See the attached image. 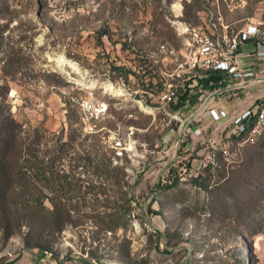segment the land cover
I'll return each instance as SVG.
<instances>
[{
    "label": "rangeland",
    "instance_id": "rangeland-1",
    "mask_svg": "<svg viewBox=\"0 0 264 264\" xmlns=\"http://www.w3.org/2000/svg\"><path fill=\"white\" fill-rule=\"evenodd\" d=\"M140 1L133 13L131 0H0V118L20 125L23 143L0 179V264H264V136L200 171V150L174 147L173 105L153 110L195 50L181 31L201 0ZM237 11L249 18L240 27L264 24V0L225 15ZM86 101L108 113L96 118ZM95 144L109 164L71 171V156Z\"/></svg>",
    "mask_w": 264,
    "mask_h": 264
},
{
    "label": "built area",
    "instance_id": "built-area-1",
    "mask_svg": "<svg viewBox=\"0 0 264 264\" xmlns=\"http://www.w3.org/2000/svg\"><path fill=\"white\" fill-rule=\"evenodd\" d=\"M245 4L246 0H204V8L198 13L203 14L204 27L187 25L181 31L189 34L195 44L187 68L183 73L175 69L170 74L171 80L164 83L158 96L160 105L153 108L159 112L173 105L164 118L180 122L174 147L200 150L195 157L200 171L207 167L221 169L223 162H230V148L241 151L264 136V89L254 90L264 83V70L244 68L246 59L240 50L242 44L252 41L255 56L264 58V24L248 21L233 29L225 15ZM160 48L171 52L164 45ZM184 92L187 96L181 98ZM194 98L199 104L193 105L192 113L184 120L179 119ZM84 106L92 109L96 118L108 113L105 104L95 101H86ZM109 139L115 157L122 156L126 150L123 142L115 133Z\"/></svg>",
    "mask_w": 264,
    "mask_h": 264
},
{
    "label": "trees",
    "instance_id": "trees-1",
    "mask_svg": "<svg viewBox=\"0 0 264 264\" xmlns=\"http://www.w3.org/2000/svg\"><path fill=\"white\" fill-rule=\"evenodd\" d=\"M132 3L131 5H129L131 12H136L137 8H139V6L141 5V1L140 0H131ZM159 4H161V2H165V3H171L172 0H156ZM201 3V7L200 9L197 10V14L198 12H200L201 10H203L204 8V0L200 1ZM125 3L123 1L122 3V7H125ZM125 10V8H124ZM165 14V13H164ZM161 22L162 24H166V20L164 17L161 18ZM107 32L104 31L101 33V35L106 34ZM123 46L125 47V45L123 44ZM67 119H68V126L72 127L73 124H75L77 122V124H79V118L76 117V119L72 120L70 115H67ZM21 127L20 125L12 118H9V116H3V118H0V179H1V183H5L7 181H9L11 178V173H9V170L11 169L10 165L8 162H6V160H8V158L10 157L11 159L12 157V152L13 150H18L19 148H21L23 145L22 142H20V133H21ZM89 138H95L94 135H90L88 136ZM74 140H69V142H65L63 144V147L61 148L64 149V147L69 146L72 144ZM96 145V150L95 153H89L87 152V154L80 156V157H73L71 156L70 160L75 159V165L73 166V168H71L73 172H76L79 169V166H81L80 164L82 163V161H85V163H87V165H91L93 160L95 159L97 161V164L94 165V167L96 168V171H98V168L101 167L102 164H109V159H107L106 154H101L99 153L101 151L100 146ZM76 153V152H75ZM71 154V153H70ZM62 160V157H61ZM95 174L97 175V178H100V173L96 172ZM72 178L76 180V184H78L79 182L82 181V179L80 178H75L72 175ZM66 182V184H69L68 180L71 179L70 177V173L67 172L65 173V171L63 169H61V180H63Z\"/></svg>",
    "mask_w": 264,
    "mask_h": 264
},
{
    "label": "crops",
    "instance_id": "crops-1",
    "mask_svg": "<svg viewBox=\"0 0 264 264\" xmlns=\"http://www.w3.org/2000/svg\"><path fill=\"white\" fill-rule=\"evenodd\" d=\"M199 13V12H198ZM247 14L244 13L243 11H237L234 14H230L227 15V22L229 24H231V28L235 29L237 27H240L245 19L249 18H245ZM197 23L194 25L196 27H204L205 22L204 19L202 17H197ZM252 23L256 24V23H260L256 20H252ZM242 51V55H244L243 57H245V62H244V68H250V67H254L257 70H264V58H257L255 56V51H256V45L255 43H253L252 41H248L244 44L241 45V49ZM262 88L264 89V83L260 85V87L258 86L257 88H255L254 90L257 92H260V89Z\"/></svg>",
    "mask_w": 264,
    "mask_h": 264
},
{
    "label": "bare ground",
    "instance_id": "bare-ground-1",
    "mask_svg": "<svg viewBox=\"0 0 264 264\" xmlns=\"http://www.w3.org/2000/svg\"><path fill=\"white\" fill-rule=\"evenodd\" d=\"M109 89L113 90V88H112V87H111V88H109Z\"/></svg>",
    "mask_w": 264,
    "mask_h": 264
}]
</instances>
